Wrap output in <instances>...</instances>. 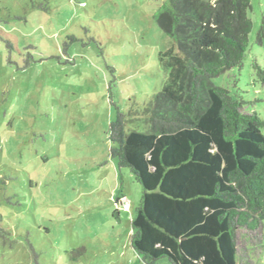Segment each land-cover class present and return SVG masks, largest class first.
Instances as JSON below:
<instances>
[{
    "label": "rangeland",
    "instance_id": "rangeland-1",
    "mask_svg": "<svg viewBox=\"0 0 264 264\" xmlns=\"http://www.w3.org/2000/svg\"><path fill=\"white\" fill-rule=\"evenodd\" d=\"M165 2L0 0V264H145L130 245L143 187L110 156L107 131L115 107L148 128L177 53L155 19ZM250 5L242 66L213 83L264 119L251 67L264 62V0ZM236 247L238 264H264L262 227L238 229Z\"/></svg>",
    "mask_w": 264,
    "mask_h": 264
},
{
    "label": "trees",
    "instance_id": "trees-1",
    "mask_svg": "<svg viewBox=\"0 0 264 264\" xmlns=\"http://www.w3.org/2000/svg\"><path fill=\"white\" fill-rule=\"evenodd\" d=\"M250 7V0H167L155 19L177 53L146 110L147 130L128 128L115 107L110 156L143 187L130 245L145 264H238L237 230H264V119L213 83L242 66ZM255 43L264 50V17ZM251 67L264 86V62Z\"/></svg>",
    "mask_w": 264,
    "mask_h": 264
},
{
    "label": "built area",
    "instance_id": "built-area-1",
    "mask_svg": "<svg viewBox=\"0 0 264 264\" xmlns=\"http://www.w3.org/2000/svg\"><path fill=\"white\" fill-rule=\"evenodd\" d=\"M120 207L124 208V209H127V208H129V204L127 202H125V201H122V203L120 204Z\"/></svg>",
    "mask_w": 264,
    "mask_h": 264
}]
</instances>
